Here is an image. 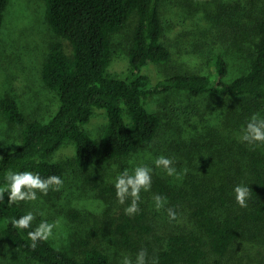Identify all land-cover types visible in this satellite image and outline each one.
I'll use <instances>...</instances> for the list:
<instances>
[{
    "label": "trees",
    "instance_id": "1",
    "mask_svg": "<svg viewBox=\"0 0 264 264\" xmlns=\"http://www.w3.org/2000/svg\"><path fill=\"white\" fill-rule=\"evenodd\" d=\"M160 2L46 0L49 24L57 36L70 44L69 50L63 40L53 43L42 68L43 80L57 93L59 107L48 120H29L15 98H3L4 114L22 127V136L15 148L0 155V189L6 185L8 170L62 179L63 163H53L50 157L68 140L74 142L75 162L84 171L139 152L155 139L162 125V116L148 107L156 94L180 91L193 97L231 99L232 110L240 118L233 115L232 125L238 129L247 116L264 114V0L258 9L251 10L256 14L248 22L220 29L223 34L232 31L231 38L238 45L240 40L251 45L247 71L231 80L227 79L229 62L220 52L211 54L209 74L176 72L154 80L146 68L167 64L173 56L171 46L164 41L166 28ZM10 3L11 0H0V28ZM134 16L137 24L128 52L131 69L123 78L109 70L114 59L113 37ZM96 108L105 109L108 116L101 140L84 129ZM234 136L227 132L223 144H228L230 138L236 146ZM241 148L246 155L241 152L245 157H238L235 169L223 166L225 172L217 171L218 175L225 173L219 177L220 186L216 175L191 179L178 188L156 176L153 188L178 200L174 209L177 219L170 221L165 210V226L169 227L162 231L145 208L133 216L122 211L112 221L122 243L135 249L147 246L149 260L156 259L158 264H207L211 255L217 257L216 264H222L231 253L243 258L258 242V235L250 233L251 227L264 223V155L244 145ZM91 174L88 179L93 177ZM241 183L250 188L246 208L235 200L234 188ZM97 185L102 186L104 196L113 190L111 186ZM8 199L5 193L0 202V264H114L105 248L92 240L98 234L95 229L73 243L76 254L50 239L32 248L27 233L37 223L33 221L29 229L14 228L13 219L28 212L20 202L8 206Z\"/></svg>",
    "mask_w": 264,
    "mask_h": 264
},
{
    "label": "rangeland",
    "instance_id": "2",
    "mask_svg": "<svg viewBox=\"0 0 264 264\" xmlns=\"http://www.w3.org/2000/svg\"><path fill=\"white\" fill-rule=\"evenodd\" d=\"M262 3V0H161V16L166 28L164 41L171 46L173 56L169 63L152 64L146 71L155 81L176 72L209 74L212 70L209 58L212 53L220 52L230 65L228 80L243 74L249 66L251 45L240 40L241 49L231 38L232 31L223 34L220 29L248 22L256 14L250 13L251 10L258 9ZM136 24L134 16L113 37L114 59L109 70L119 77L130 74L128 52ZM58 40H63L70 50L69 42L57 36L47 20L46 0H11L0 28V155L15 148L22 136V127L12 123L3 112V98H15L29 120L45 121L57 111L59 98L44 82L42 68L52 44ZM233 102L213 95L193 97L180 91L156 94L149 100L148 107L162 116V125L145 148L127 158L96 164L84 171L75 162L74 142L68 140L50 157L51 161L64 165L60 190L50 189L47 195L37 192L35 201L20 203L27 212L33 213L37 225L41 221L57 223L50 240L72 253H78L73 243L95 229L98 234L92 240L105 248L114 264H120L124 255L135 260L136 254L141 249L147 250V246L135 249L124 245L113 228V219L119 218L131 203L130 199L123 205L118 202L114 187L116 177L125 168L147 166L153 169L152 183L156 176H162L178 188L191 179L216 175L220 186L219 177L225 173L218 175L217 171L225 172L223 166L236 168L238 157H245L241 146L264 155V144L250 145L241 139V130L252 115L241 121L240 129L233 127V115L240 119L232 110ZM230 111H233L231 115ZM107 123L106 110L96 108L84 129L101 140ZM227 132L236 135L233 137L236 146L230 138L228 144H223ZM161 155L173 160L180 179L155 167L154 160ZM90 174L93 177L88 179ZM97 184L111 186L114 191H107L104 196L102 186ZM155 194L161 195L153 185L148 192L142 190L139 209L145 208L154 225L163 231L169 227L165 226V210L175 209L178 200L166 197L165 208L157 211L152 199ZM102 227L107 228L101 230ZM250 233L258 235L255 246L243 258L229 254L222 264H264V223L251 227ZM147 253L149 255L148 250ZM216 258L211 255L207 264H216Z\"/></svg>",
    "mask_w": 264,
    "mask_h": 264
},
{
    "label": "clouds",
    "instance_id": "3",
    "mask_svg": "<svg viewBox=\"0 0 264 264\" xmlns=\"http://www.w3.org/2000/svg\"><path fill=\"white\" fill-rule=\"evenodd\" d=\"M241 139L248 144L261 143L264 144V117L259 113L253 114L247 122L246 127L242 130ZM55 161H53L54 163ZM156 168L163 169L170 176L180 179L181 176L177 169L173 166V160L164 155L157 157L154 160ZM152 171L153 169L147 166H136L129 170L125 168L115 179L114 187L116 197L120 204H125L127 200H131L128 207L124 209L125 214L133 216L137 214L139 209L140 193L143 190L148 192L152 186ZM6 185L0 189V202L4 200V194L8 193V206L17 202L35 201L37 192L47 195L49 190L59 191L63 186V180L57 175H51L47 178H42L38 173L31 171L14 172L8 170L5 174ZM234 195L237 204L246 208L250 198V188L243 183L236 185ZM154 207L157 211L165 208L167 204L166 197L155 194L152 197ZM169 220H176L177 213L173 208H167ZM35 217L32 212L21 216L18 219H13L12 226L16 229H29ZM57 227V223H48L41 221L32 231L27 233L28 239L31 240V247L35 248L37 242L47 241L53 235V229ZM120 264H158L156 259L149 260L146 249H141L133 260L130 256L124 255Z\"/></svg>",
    "mask_w": 264,
    "mask_h": 264
}]
</instances>
